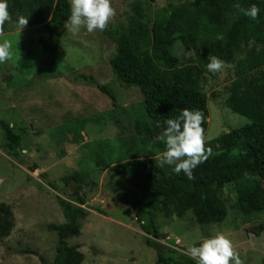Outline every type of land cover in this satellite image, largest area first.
I'll use <instances>...</instances> for the list:
<instances>
[{"label":"rangeland","instance_id":"374dc122","mask_svg":"<svg viewBox=\"0 0 264 264\" xmlns=\"http://www.w3.org/2000/svg\"><path fill=\"white\" fill-rule=\"evenodd\" d=\"M191 1L111 0L115 15L106 29L89 33L84 28L74 32L65 27L58 50L51 55L39 38L52 34L43 24L33 23L27 7L14 8L13 0H8L12 20L0 27V42L6 39L12 43L13 57L0 65V120L21 128L24 140L23 155L11 156L0 124V202L12 207L15 219L11 234L0 238V264H42L40 255L54 261L58 236L48 224L64 222L65 216L57 200L59 192L49 183L58 185L63 196H73L75 182L64 181L70 174L82 179L81 194L88 211L81 233L68 240L84 252L82 264H156L158 250L146 243L147 234L124 200L133 187L124 174L112 173L109 168L142 149L169 175L175 173L173 166L160 164L166 147L161 135L152 142L134 139L135 121L145 114L144 97L138 87L125 84L113 73L110 60L116 52V35L127 31L139 14L152 21L166 5ZM18 17L28 19L22 31L16 25ZM253 43L251 40L237 57ZM173 51L182 61L197 56L180 41ZM56 71L63 73L46 77ZM74 73L93 75L110 84L117 104L98 87L74 79ZM236 78V63H227L216 74H203L202 88L210 111L205 146L231 128L251 122L227 105ZM222 196L228 215L221 223L200 225L192 211L183 217L156 213L160 230L166 234L158 242L185 254L188 247L223 231L244 264H264V227L260 233L252 229L264 226V210L242 212L233 183L225 185Z\"/></svg>","mask_w":264,"mask_h":264},{"label":"trees","instance_id":"16d2710c","mask_svg":"<svg viewBox=\"0 0 264 264\" xmlns=\"http://www.w3.org/2000/svg\"><path fill=\"white\" fill-rule=\"evenodd\" d=\"M154 3L155 0H146ZM260 7L259 21H253L238 11L236 5ZM27 7L35 25L43 24L52 34L39 42L55 55L65 22L70 16L68 0H13V7ZM131 21L130 28L116 35V52L110 64L113 73L125 84L138 87L143 94L145 114L134 125L135 138L154 141L162 135L164 122L185 109L203 113L204 135L209 125L208 95L202 88L208 57L218 56L226 63H236L237 78L231 83L227 105L234 112L250 119V123L231 128L208 141L211 155L193 170L189 180L183 172L169 175L152 158L137 149L134 157L113 165L112 173L124 174L133 190L124 200L133 208L141 228L147 234L146 243L157 248L156 264H196L186 254L160 244L166 238L155 219L156 213L183 217L192 211L200 225L221 223L228 215L222 196L226 184L233 183L238 192V206L250 214L264 210V0H192L190 3L168 4L152 21L143 14ZM253 45L243 56L237 53ZM180 41L187 51H194L187 61L173 51ZM63 72H52L56 77ZM109 95L115 104L117 96L108 83L95 76L74 73ZM11 156L23 155L24 135L21 128L0 120ZM163 126V127H162ZM143 143V141H142ZM150 152V151H149ZM66 184L75 182L73 196L65 197L58 185L57 200L65 216L64 222L49 223L56 231V257L49 262L40 255L42 264H82L85 254L79 246L69 244V238L81 233L88 211L82 192V179L77 174L65 176ZM15 226L12 207L0 202V238L8 237ZM263 225L252 228L260 233ZM161 246L164 250L159 249Z\"/></svg>","mask_w":264,"mask_h":264},{"label":"clouds","instance_id":"9594fccd","mask_svg":"<svg viewBox=\"0 0 264 264\" xmlns=\"http://www.w3.org/2000/svg\"><path fill=\"white\" fill-rule=\"evenodd\" d=\"M70 16L65 22L69 31L78 32L84 28L89 33L103 31L108 26L115 9L111 0H68ZM239 12L253 21H259L260 7L252 4L248 8L236 5ZM12 17L8 9V0H0V27L11 22ZM28 19L18 17L16 25L23 30ZM12 43L8 40L0 42V65L11 61L13 57ZM207 71L213 74L221 72L227 67L226 61L218 56L208 57ZM203 113L198 109H183L175 118H168L163 127L161 139L165 144V151L160 159L161 166H173L172 171L179 175L181 172L189 179H194L193 170L202 164L212 153L206 148L204 129L202 127ZM179 243V241H177ZM185 254L196 264H244L240 254L235 250L232 240L223 232L218 231L198 244L187 248Z\"/></svg>","mask_w":264,"mask_h":264}]
</instances>
